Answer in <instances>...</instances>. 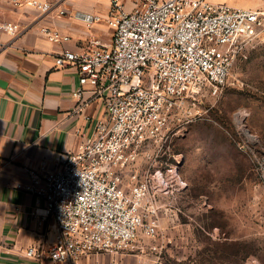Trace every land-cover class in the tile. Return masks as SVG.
<instances>
[{
    "label": "built area",
    "instance_id": "1",
    "mask_svg": "<svg viewBox=\"0 0 264 264\" xmlns=\"http://www.w3.org/2000/svg\"><path fill=\"white\" fill-rule=\"evenodd\" d=\"M0 1L51 9L40 0ZM109 3L111 44L64 50L55 62L57 68L77 69L80 87L74 97L81 100L93 91L103 101L105 118L57 168L47 169L43 161L42 168L25 169L27 190L44 202L43 214L35 211L34 217H41L40 227L50 221L54 231L51 242L26 250L38 264H82L94 255L134 253L140 236L158 234L160 197L170 192L169 181L162 169L136 167L168 135L187 101L206 88L215 95L225 88L237 59L264 34L259 10L208 0H140L126 12L123 0ZM0 29L16 36L20 26L0 22ZM42 33L61 40L48 28Z\"/></svg>",
    "mask_w": 264,
    "mask_h": 264
},
{
    "label": "rangeland",
    "instance_id": "2",
    "mask_svg": "<svg viewBox=\"0 0 264 264\" xmlns=\"http://www.w3.org/2000/svg\"><path fill=\"white\" fill-rule=\"evenodd\" d=\"M136 168L164 170L170 192L160 197L158 234L140 236L122 261L264 264V34L222 91L184 104Z\"/></svg>",
    "mask_w": 264,
    "mask_h": 264
},
{
    "label": "crops",
    "instance_id": "3",
    "mask_svg": "<svg viewBox=\"0 0 264 264\" xmlns=\"http://www.w3.org/2000/svg\"><path fill=\"white\" fill-rule=\"evenodd\" d=\"M40 1L51 5L49 12L0 1V22L20 26L16 36L0 29V264H38L26 257V250L54 237L50 221L40 227L41 217H34L35 211L43 214L44 202L27 190L25 169L42 168L43 161L47 169L57 168L60 159L92 137L106 116L103 101L93 91L81 100L74 97L80 87L77 69L57 68L55 62L64 50L79 53L93 42L111 44L109 0ZM208 1L264 11V0ZM139 2L123 0L124 10L133 11ZM88 16L98 20L88 23ZM43 28L61 40H48ZM124 255H94L82 264H126Z\"/></svg>",
    "mask_w": 264,
    "mask_h": 264
},
{
    "label": "bare ground",
    "instance_id": "4",
    "mask_svg": "<svg viewBox=\"0 0 264 264\" xmlns=\"http://www.w3.org/2000/svg\"><path fill=\"white\" fill-rule=\"evenodd\" d=\"M241 116V115H240ZM238 119H240V118H238Z\"/></svg>",
    "mask_w": 264,
    "mask_h": 264
}]
</instances>
